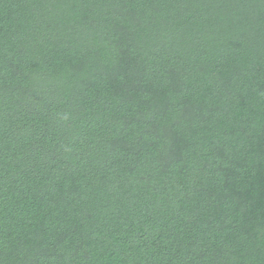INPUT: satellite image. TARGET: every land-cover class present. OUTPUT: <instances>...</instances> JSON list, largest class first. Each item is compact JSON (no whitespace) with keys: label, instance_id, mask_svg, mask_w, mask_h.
<instances>
[{"label":"trees","instance_id":"obj_1","mask_svg":"<svg viewBox=\"0 0 264 264\" xmlns=\"http://www.w3.org/2000/svg\"><path fill=\"white\" fill-rule=\"evenodd\" d=\"M0 264H264V0H0Z\"/></svg>","mask_w":264,"mask_h":264}]
</instances>
